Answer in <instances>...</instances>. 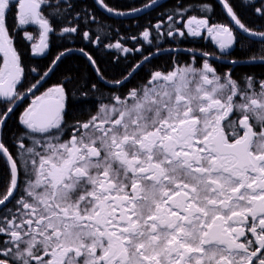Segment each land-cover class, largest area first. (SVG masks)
I'll use <instances>...</instances> for the list:
<instances>
[{
	"label": "snow or ice",
	"instance_id": "snow-or-ice-1",
	"mask_svg": "<svg viewBox=\"0 0 264 264\" xmlns=\"http://www.w3.org/2000/svg\"><path fill=\"white\" fill-rule=\"evenodd\" d=\"M219 2L236 28L264 40V32L243 23L229 0ZM97 3L116 15L142 10L124 13L105 0ZM59 9L51 0H0V98L8 105L0 127L65 55L59 53L42 75L32 68L39 79L18 92L25 69L8 14L16 27L38 26L39 41L32 45L38 54L49 46L50 17ZM210 10L200 6L202 13ZM184 11L167 16L166 32L161 19L141 37L151 44L153 29L157 40L201 37L204 30L203 38L221 51L232 48L237 40L232 26L210 24L206 15L183 20ZM255 12L264 16V3ZM178 22L182 28L175 27ZM24 38L34 39L27 32ZM83 38L90 40L89 32ZM105 47L142 55L127 75L105 80L116 88L161 51L144 55L119 41ZM79 51L104 80L93 56ZM201 55L199 68L195 57L183 66L174 60L168 71L149 69L144 81L123 94L101 93L95 112L89 93H81L87 118L70 125L63 83L34 95L18 117L30 143L18 137L14 154L0 139V164L7 173L0 192V264H264V79L249 75L242 84L230 71L219 74L209 53ZM250 59L264 63V56ZM91 89L100 91L96 84Z\"/></svg>",
	"mask_w": 264,
	"mask_h": 264
},
{
	"label": "trees",
	"instance_id": "trees-1",
	"mask_svg": "<svg viewBox=\"0 0 264 264\" xmlns=\"http://www.w3.org/2000/svg\"><path fill=\"white\" fill-rule=\"evenodd\" d=\"M151 0H105V3L120 12L130 11L132 8H139ZM52 3H59L60 9L55 18L50 17V23L53 31L48 34V48L45 52L33 54L32 45L39 41V28L35 25H24L16 27L13 15L8 14L7 27L10 35L13 37L14 47L21 56L22 65L25 69V75L22 82L18 85V92H25L39 76L33 73L32 68H37L42 75L51 66V62L55 57L66 50H72L66 53L51 71L42 85L34 92L38 95L45 91L49 86L56 83H63L66 86L68 93L67 101V122L70 125L74 119H86V114H82V109L86 105L81 101L84 97L83 92L89 93V104L93 112L96 110L95 97L101 93L108 95L110 92L118 94L125 93L129 88L138 86L147 78L149 69H161L168 71L175 60L179 65L183 66L188 63H193V66L199 68L205 59L203 56L187 52L185 50L194 49L197 52H207L212 56L219 58L245 61L251 60V57L264 56V40H254L248 38L237 31L234 33L237 37L232 49L221 51L218 46L211 40L204 39L207 35L206 31H202L201 37H184L176 38L161 36L159 40L155 39V29L152 30L153 35L150 37L152 43L144 41L140 33L145 28H150L159 20L165 21L162 31L166 32L167 16L172 15L175 10L183 9L184 14L182 19L186 20L190 15H206L210 24H227L230 25L227 17L216 3L215 0H166L157 7L131 19H116L112 18L95 5L93 0H51ZM230 5L236 12L238 17L249 28L257 32H264V16H260L255 12V8L261 6L264 0H229ZM208 4L211 10L205 13L200 11V6ZM68 6H71L70 8ZM49 9L45 8L47 14ZM70 12V14H68ZM177 21H181V17L177 15ZM231 26V25H230ZM64 27H77L76 33H64ZM175 27H183L182 22L176 23ZM89 32L91 39L83 38V33ZM25 32L31 34L34 39L28 41L24 38ZM137 37L133 40L132 37ZM99 40L97 43L92 41ZM119 41L125 47L130 49L141 48L142 53L147 55L149 52H156V48L163 49H182L184 51L165 52L154 56L150 63L144 64L131 78L119 88L109 87L100 82L95 75L92 66L87 61V58L81 54L80 49H84L91 54L97 61L98 67L102 70L104 81L120 79L122 75H127L131 67L142 59L140 52L123 53L115 48H108L105 45L113 44ZM209 63L216 69L219 74L230 71L233 79L243 84L245 76H254L256 80L264 79V63L251 62L244 64H227L214 60H209ZM96 84L99 92L93 93L91 85ZM30 97L23 100L9 115L7 122L2 126L1 139L9 147L10 151L16 154V141L19 137L24 139L26 143H30L26 137L22 136L25 131L24 127L19 124V115L25 107L34 98ZM107 102V101H105ZM7 104L3 98H0V113L7 108ZM70 135V129L65 134L64 139ZM21 186H23L25 177L23 169L20 170L19 176ZM7 182L6 169L0 164V192L4 190ZM11 206V205H9Z\"/></svg>",
	"mask_w": 264,
	"mask_h": 264
},
{
	"label": "water",
	"instance_id": "water-1",
	"mask_svg": "<svg viewBox=\"0 0 264 264\" xmlns=\"http://www.w3.org/2000/svg\"><path fill=\"white\" fill-rule=\"evenodd\" d=\"M94 1V3H95V5L97 6V8L100 10V11H102L104 14H106V15H108V16H110V17H112V18H116V19H131V18H135V17H138V16H140V15H142V14H145L146 12H148V11H150L151 9H153V8H155V7H157L158 5H160L161 3H163V2H165L166 0H157V3H156V5L154 6V7H147V8H144L143 6L145 5H143V6H141V7H139V8H141L142 10L140 11V12H138V13H131V14H126V15H116L114 12H108L104 7H101L98 3H97V0H93ZM216 1V3L220 6V8L222 9V11L224 12V14H225V16L227 17V19H228V21H229V23H230V25L233 27V29L235 30V31H237L238 33H240V34H242V35H244V36H246V37H248V38H251V39H254V40H262L260 37H255V36H250L248 33H244V32H242L241 30H239L238 28H236V26L234 25V24H232L231 23V21H230V18L227 16V14H226V10H224V8H223V5L219 2V0H215ZM151 3V1L150 2H148V3H146V4H150ZM130 11H125L124 13H129ZM232 49V48H231ZM172 50H174V51H184V50H182V49H163V50H161L160 51V53L159 54H161V53H165V52H173ZM228 50H230V49H228ZM72 51V50H71ZM71 51H64L65 52V54L66 53H68V52H71ZM185 51H187V50H185ZM187 52H189V51H187ZM193 54H196V55H199V56H202L201 55V53L200 52H197V51H194V52H192ZM158 55V54H157ZM156 56V55H155ZM207 59H209V60H214V61H218V62H223V63H227V64H233V63H231L233 60H227V59H223V58H219V57H216V56H212V55H209L208 57H207ZM251 62H260L259 61V59H257L256 61H252V60H245V61H236V63L235 64H244V63H251ZM234 65V64H233ZM93 68V67H92ZM93 71H94V68H93ZM51 73V72H50ZM94 73H95V71H94ZM95 75H96V73H95ZM97 76V75H96ZM47 78V77H46ZM97 78L100 80V82H102L103 84H105V81L104 80H101L98 76H97ZM46 80V79H45ZM43 83V82H42ZM42 85V84H41ZM106 85V84H105ZM106 86H109V87H113L112 85H110V84H108V85H106ZM40 87V86H39ZM38 87V88H39ZM36 90H34V92H35ZM32 94H29V95H27L26 97H24V98H22V99H20V100H18L17 102H16V104L13 106L14 107V109L23 101V100H25L26 98H28V97H30ZM11 114V113H10ZM1 129H2V127H0V139H1Z\"/></svg>",
	"mask_w": 264,
	"mask_h": 264
},
{
	"label": "rangeland",
	"instance_id": "rangeland-1",
	"mask_svg": "<svg viewBox=\"0 0 264 264\" xmlns=\"http://www.w3.org/2000/svg\"><path fill=\"white\" fill-rule=\"evenodd\" d=\"M203 31V30H202ZM41 94V93H40ZM40 94H38V95H40Z\"/></svg>",
	"mask_w": 264,
	"mask_h": 264
}]
</instances>
